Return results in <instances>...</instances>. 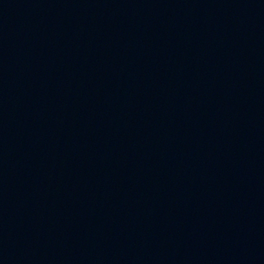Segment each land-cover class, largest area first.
<instances>
[{"label":"water","instance_id":"1","mask_svg":"<svg viewBox=\"0 0 264 264\" xmlns=\"http://www.w3.org/2000/svg\"><path fill=\"white\" fill-rule=\"evenodd\" d=\"M0 264H264V0H0Z\"/></svg>","mask_w":264,"mask_h":264}]
</instances>
